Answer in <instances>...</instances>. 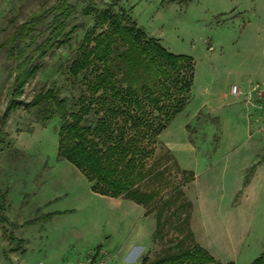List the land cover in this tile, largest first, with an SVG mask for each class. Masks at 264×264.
Instances as JSON below:
<instances>
[{
  "label": "rangeland",
  "instance_id": "374dc122",
  "mask_svg": "<svg viewBox=\"0 0 264 264\" xmlns=\"http://www.w3.org/2000/svg\"><path fill=\"white\" fill-rule=\"evenodd\" d=\"M54 2L0 0V43L11 33L10 19L21 22ZM69 2V44L41 60L4 126L0 264H141L143 256L153 260L180 238L166 225L152 242L154 212L94 193L80 172L57 157V116L45 120L43 109L24 108L43 89L55 90L72 107L81 82L67 68L93 25V17L81 13L87 6L124 13L169 52L193 59L189 102L159 134L155 155L168 150L179 169L193 175L181 191L192 207L194 241L221 264H250L264 247V0ZM5 57L0 49V117L10 87ZM172 161H159L171 183L161 197L180 182Z\"/></svg>",
  "mask_w": 264,
  "mask_h": 264
},
{
  "label": "trees",
  "instance_id": "16d2710c",
  "mask_svg": "<svg viewBox=\"0 0 264 264\" xmlns=\"http://www.w3.org/2000/svg\"><path fill=\"white\" fill-rule=\"evenodd\" d=\"M73 13L69 0H55L21 22L9 20L11 33L0 43L10 79L0 117V146L5 143V123L18 107L24 86L40 70L41 60L69 44L67 27ZM81 13L92 16L93 25L85 31L67 68L71 78L80 77L78 97L69 108L66 98L43 89L24 108L43 109L45 120L57 116V157L80 172L94 193L128 199L154 212L152 242L162 237L166 225L180 235L172 250L150 261L143 256L141 264H221L194 241L189 226L192 207L181 187L192 173L180 170L168 150L164 157L155 155L159 134L189 102L193 59L169 52L124 13L92 6ZM49 17L46 30L36 33ZM163 158L173 160L180 180L165 197L161 192L171 183L167 169H159ZM153 182L150 190L142 189V184ZM4 203L5 194H1L0 222H6ZM250 264H264V247Z\"/></svg>",
  "mask_w": 264,
  "mask_h": 264
},
{
  "label": "built area",
  "instance_id": "2783aa9c",
  "mask_svg": "<svg viewBox=\"0 0 264 264\" xmlns=\"http://www.w3.org/2000/svg\"><path fill=\"white\" fill-rule=\"evenodd\" d=\"M231 93L233 94V95H238L239 93H238V90H237V88L235 87V86H232L231 87Z\"/></svg>",
  "mask_w": 264,
  "mask_h": 264
},
{
  "label": "crops",
  "instance_id": "0c3cea01",
  "mask_svg": "<svg viewBox=\"0 0 264 264\" xmlns=\"http://www.w3.org/2000/svg\"><path fill=\"white\" fill-rule=\"evenodd\" d=\"M195 237H197L196 235H195ZM199 239V238H198ZM203 248V247H202ZM205 249V248H204Z\"/></svg>",
  "mask_w": 264,
  "mask_h": 264
}]
</instances>
